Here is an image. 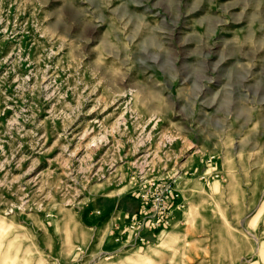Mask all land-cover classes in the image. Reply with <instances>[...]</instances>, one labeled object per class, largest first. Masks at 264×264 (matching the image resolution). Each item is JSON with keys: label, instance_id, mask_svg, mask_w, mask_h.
Listing matches in <instances>:
<instances>
[{"label": "rangeland", "instance_id": "374dc122", "mask_svg": "<svg viewBox=\"0 0 264 264\" xmlns=\"http://www.w3.org/2000/svg\"><path fill=\"white\" fill-rule=\"evenodd\" d=\"M0 264H264V0H0Z\"/></svg>", "mask_w": 264, "mask_h": 264}, {"label": "built area", "instance_id": "2783aa9c", "mask_svg": "<svg viewBox=\"0 0 264 264\" xmlns=\"http://www.w3.org/2000/svg\"><path fill=\"white\" fill-rule=\"evenodd\" d=\"M171 195L179 198L172 182L161 183L160 185L155 184L151 189L141 193V200L151 205L152 213L148 216H142L135 220L133 225H130L138 241L143 243L145 240L142 234V227H144L143 225L146 222H153L157 227H159L158 225L165 226L168 224V218L165 217V213L167 212L165 203Z\"/></svg>", "mask_w": 264, "mask_h": 264}, {"label": "crops", "instance_id": "0c3cea01", "mask_svg": "<svg viewBox=\"0 0 264 264\" xmlns=\"http://www.w3.org/2000/svg\"><path fill=\"white\" fill-rule=\"evenodd\" d=\"M136 212H140V214L137 215V216H141V217L142 216H145L148 213L151 214L152 213L151 205L148 204V203H146V202H144V201H142L141 198H139V202H138V205H137ZM132 214H134V212L131 211V214L128 213L127 216H126V218L123 220L124 221L123 222V225H122V227L120 226V228L118 230L119 231L118 233L120 235L124 234V232L126 230H128V229L131 228L130 225L128 227L125 226L126 228L124 227V225H126V219H127V222H128V220H129L128 218H130V216ZM143 226L144 227H142L143 228L142 234H144L145 237H147V238L153 237V235L155 234L154 232L157 231V226L154 223L150 222V221L149 222H146ZM158 226H159L158 229L164 227L162 225H158Z\"/></svg>", "mask_w": 264, "mask_h": 264}, {"label": "bare ground", "instance_id": "6f19581e", "mask_svg": "<svg viewBox=\"0 0 264 264\" xmlns=\"http://www.w3.org/2000/svg\"><path fill=\"white\" fill-rule=\"evenodd\" d=\"M177 176H178V177H177L178 179H181V176H180L179 174H177ZM176 207H178V205H175V206L171 209V211H172V212H175L174 210H175Z\"/></svg>", "mask_w": 264, "mask_h": 264}]
</instances>
